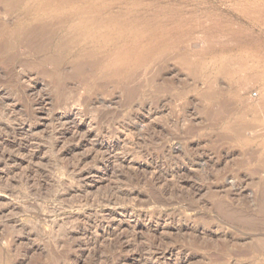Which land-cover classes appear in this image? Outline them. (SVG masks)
Wrapping results in <instances>:
<instances>
[{
	"label": "rangeland",
	"instance_id": "obj_1",
	"mask_svg": "<svg viewBox=\"0 0 264 264\" xmlns=\"http://www.w3.org/2000/svg\"><path fill=\"white\" fill-rule=\"evenodd\" d=\"M263 245L264 0H0V264Z\"/></svg>",
	"mask_w": 264,
	"mask_h": 264
},
{
	"label": "bare ground",
	"instance_id": "obj_2",
	"mask_svg": "<svg viewBox=\"0 0 264 264\" xmlns=\"http://www.w3.org/2000/svg\"><path fill=\"white\" fill-rule=\"evenodd\" d=\"M1 7H2V6H1ZM3 7H4V6H3ZM24 35H25V34H24ZM8 40H9V39H8ZM239 124H240V123H239ZM239 124H237V125H239ZM237 125L235 126V128H238ZM244 125H245V124H244ZM245 126H246V125H245ZM245 126H244V127H245ZM244 127H242V126L240 125L238 129H243ZM245 128H246V127H245ZM243 130H244V129H243ZM263 246H264V245H263Z\"/></svg>",
	"mask_w": 264,
	"mask_h": 264
}]
</instances>
